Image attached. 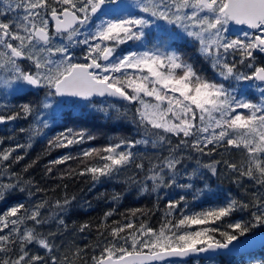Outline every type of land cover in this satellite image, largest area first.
<instances>
[{
  "label": "snow or ice",
  "instance_id": "snow-or-ice-1",
  "mask_svg": "<svg viewBox=\"0 0 264 264\" xmlns=\"http://www.w3.org/2000/svg\"><path fill=\"white\" fill-rule=\"evenodd\" d=\"M233 24L253 32L230 36ZM189 40L213 76L174 46ZM129 41L144 50L117 56L119 46ZM76 48L83 50L80 58ZM257 51L264 53V0H0V91L8 101L0 103V124L32 118L28 128L19 129L29 142L0 150V173L8 180H0V201L14 191L29 197L44 191L11 171L13 163L24 159L13 153L30 148L65 108L73 107L105 116L114 112L116 119L135 125L139 135L84 150L80 162L86 166L78 175L91 174L99 181L135 168L145 173L143 181L130 180L146 193L148 181L152 192L174 185L191 189V183L179 184L178 178L191 180L201 168L216 176L223 164L237 183L246 178L257 189L249 193L244 188L251 196L248 201L229 198L223 205L166 219L158 229L127 217L113 221L112 227L106 223L114 210L109 211L97 228L102 239L91 255L79 246L57 245L56 232L40 231L52 219L58 231L66 228L63 214L75 196L17 203L0 213V264H167L174 257L220 252L247 253L248 264H264V64L256 63ZM244 83L258 87L259 102L246 97ZM30 90L43 92L42 98L17 105L9 101ZM95 98H117L127 106L121 110L111 103L97 105ZM93 139L87 130L69 127L48 144L67 148ZM192 152L216 153L221 159L206 164L197 159L196 169L182 173ZM76 158L69 154L51 164ZM87 159L97 163L87 164ZM201 194L203 190H197V198ZM185 200H170L165 217ZM44 209H52L51 215L45 216ZM245 211L248 219L231 220L234 213ZM194 225L199 230L189 231ZM90 227L81 225L79 231Z\"/></svg>",
  "mask_w": 264,
  "mask_h": 264
},
{
  "label": "trees",
  "instance_id": "trees-1",
  "mask_svg": "<svg viewBox=\"0 0 264 264\" xmlns=\"http://www.w3.org/2000/svg\"><path fill=\"white\" fill-rule=\"evenodd\" d=\"M129 46L139 49L142 45L130 44L124 47L120 52H126ZM182 52L186 59L195 64L199 69H202L208 76H213V72L209 67L207 61L197 52V45L190 41H181L174 45ZM130 47V48H131ZM237 59L238 56H237ZM42 95L36 99H28L24 93H19L15 96L9 97L12 105L21 103L38 101ZM254 96V98H252ZM247 98L257 100L260 95L248 93ZM256 98V99H255ZM8 101L3 98L0 103ZM97 105L101 104H115L121 110L127 106L125 101H114L109 98H97L94 100ZM83 103V102H81ZM32 123V118L19 119L17 121L0 125V150L14 147L17 143L27 144L28 135L19 131L20 128H28ZM73 128L75 130L85 129L89 134L95 136V139L86 141L82 144L71 145L67 148L50 147L48 140L55 137L66 128ZM118 137L139 138L135 125L128 120H118L114 116V112L109 116H105L101 112L92 109L81 110L79 108H65L63 115L58 122H54L52 126L44 130V135L35 137L30 148L18 149L13 155L24 156V159L18 163H13L11 171L21 174L24 180L31 179L34 185L44 189L43 192H38L34 196L29 197L27 192L14 191L6 196L3 201H0V213L6 211L11 206L17 203H25L31 205L43 199H48L50 202L55 200H62L65 195L68 198L76 197L69 207V210L63 214V218L67 225L66 228L61 227L58 231V225L55 219L49 220L46 224L40 226L42 232H56L53 237L57 245L74 249L77 246L85 248L89 255L92 254L91 248L98 243L97 228L101 223H104L105 213L113 211V215L107 218L106 223L115 227L113 221L124 222L125 217L132 220L137 225L143 221L148 226L158 229L166 219L175 220L180 218L181 213L192 214L200 212L210 207L223 205L229 198H237L248 201L251 196L245 193L244 188L249 189V193L257 191L256 188L251 187V182L246 178L242 179L240 183L236 182L235 176L226 171L223 164L218 166V175L213 176L207 169H200V174L197 177L189 180L187 176L182 175L178 178L179 184L191 183V189H182L177 186L162 187L156 192L151 191V182L148 181L149 191L141 193L139 184L132 183L130 178L135 177L137 181H143L145 173L135 168L129 169L113 177H101L99 181H94L91 174L78 175L86 165L80 162L83 157L81 153L89 148H99L107 146L109 143L115 141ZM175 143V140H174ZM211 147V146H209ZM143 151V149H137ZM153 150H150V152ZM223 151V150H220ZM72 155L77 157L66 161L63 164L52 165L51 161L62 158L65 155ZM166 154V152H165ZM233 157L237 154L232 153ZM192 159L185 160L181 166V172L191 173L193 169L197 168L196 160L199 159L201 164L211 163L214 159H221L220 155L213 153V155H203L198 153H191ZM224 158L228 159L227 153ZM8 163V162H5ZM95 159H87V164H95ZM27 165H32L27 172L24 168ZM147 168V161L145 162ZM51 167L52 172L48 173L47 168ZM71 170V175L69 171ZM0 180L8 182L7 177L0 173ZM197 190H203V194L197 198ZM34 191V188H33ZM119 196L120 199L114 200V196ZM181 196L186 198L182 201L180 207L172 212L171 216L165 217L167 205L170 200H179ZM139 209V212L134 210ZM52 209H44L42 213L45 216L51 215ZM249 213L236 212L232 215L231 220L248 219ZM228 219V218H226ZM88 224L91 227L84 232H80L81 225ZM31 227V222H28ZM200 226H192L189 231L199 230ZM7 231V230H6ZM111 239V237H109ZM34 251H39L44 254L42 249L37 246H31ZM257 255L259 253L257 252ZM217 264H248V255H221L212 258ZM190 260L181 264H203L204 259ZM76 264H82V261L77 260Z\"/></svg>",
  "mask_w": 264,
  "mask_h": 264
},
{
  "label": "rangeland",
  "instance_id": "rangeland-1",
  "mask_svg": "<svg viewBox=\"0 0 264 264\" xmlns=\"http://www.w3.org/2000/svg\"><path fill=\"white\" fill-rule=\"evenodd\" d=\"M229 28H230V26H229ZM229 35L230 36H236V35H242V33H232L229 30ZM190 42H192V41H190ZM130 44H137V45H139L140 43L129 41L126 44L120 45L119 48L117 49L116 55L117 56H122V55L126 54L129 51H142V50H144V47L143 46H141L139 49H135V48L129 46V48L126 50V52L120 53L124 49L125 46L130 45ZM79 50L80 51H83L81 48L74 49V51L76 52V55H77L78 58H80L82 56V52L81 53H78ZM238 58H239V56H238ZM242 70H244V71H250L249 69H242ZM242 87L245 90L246 97L248 96V93H254L255 96L257 94L258 95H261L260 92H259L258 87H250L248 83H244ZM252 98H254V96H252ZM249 99H251V98H249ZM259 99L260 98H258L255 101L256 102H259ZM195 263H198V260H195ZM167 264H181V263H167ZM203 264H217V263H216V261L214 259H208V260H205V262Z\"/></svg>",
  "mask_w": 264,
  "mask_h": 264
},
{
  "label": "flooded vegetation",
  "instance_id": "flooded-vegetation-1",
  "mask_svg": "<svg viewBox=\"0 0 264 264\" xmlns=\"http://www.w3.org/2000/svg\"><path fill=\"white\" fill-rule=\"evenodd\" d=\"M230 31L232 33H243V32H253L252 29L247 28L246 26H234L230 25ZM82 51H78V53H81ZM254 55L256 56V63L257 64H264V53L255 52ZM79 62H84L82 59L79 60ZM25 96H27L28 99H31L34 97L36 99L39 95L43 96V92L36 93L35 91L30 90L29 92L24 93ZM41 96V97H42ZM4 95L3 92L0 91V100H3ZM97 99V98H95ZM3 125V124H1Z\"/></svg>",
  "mask_w": 264,
  "mask_h": 264
},
{
  "label": "water",
  "instance_id": "water-1",
  "mask_svg": "<svg viewBox=\"0 0 264 264\" xmlns=\"http://www.w3.org/2000/svg\"><path fill=\"white\" fill-rule=\"evenodd\" d=\"M234 26H237V25H234ZM109 99H112L114 101H122V100H119L117 98H109ZM242 254H246V253H242ZM221 255H236L237 256V255H241V254H230V253H226V252H220V253H200V254H192V255H190L188 257H184V258H179V257L170 258L167 263H185V262H188L190 260H196V259L208 260V259H212V258H215L217 256H221Z\"/></svg>",
  "mask_w": 264,
  "mask_h": 264
}]
</instances>
